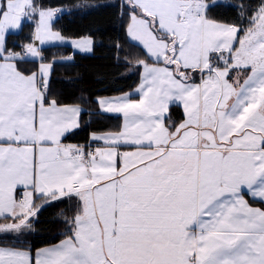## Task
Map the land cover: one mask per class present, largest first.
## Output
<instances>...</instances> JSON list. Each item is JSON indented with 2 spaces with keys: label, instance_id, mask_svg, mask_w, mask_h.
I'll list each match as a JSON object with an SVG mask.
<instances>
[{
  "label": "snow or ice",
  "instance_id": "obj_1",
  "mask_svg": "<svg viewBox=\"0 0 264 264\" xmlns=\"http://www.w3.org/2000/svg\"><path fill=\"white\" fill-rule=\"evenodd\" d=\"M221 6L237 7L124 0L126 34L153 62H137L138 98L95 101L122 123L93 133V149L62 142L82 109L49 98L54 61L34 43L64 42L59 9L0 0V264H264V0L251 15L239 6V23L209 16ZM37 16L29 41L8 47ZM28 58L41 62L25 73ZM65 199L64 238L33 252L21 239L32 218Z\"/></svg>",
  "mask_w": 264,
  "mask_h": 264
},
{
  "label": "trees",
  "instance_id": "obj_2",
  "mask_svg": "<svg viewBox=\"0 0 264 264\" xmlns=\"http://www.w3.org/2000/svg\"><path fill=\"white\" fill-rule=\"evenodd\" d=\"M96 4L86 5V2ZM40 6H66L54 19L55 28L69 37L91 36V52L74 51L69 45H51L42 48L43 60L53 63L50 71L49 98L60 104H79L82 112L79 127L66 134L63 141L85 143L94 131H116L121 125L118 114L102 113L95 103L97 96L117 94L131 89L138 81L139 60H147L145 50L130 40L126 34L129 22L128 7H121L124 0H34ZM233 7H214L209 16L225 23H239V6L247 15L258 7L261 0H221ZM250 6V7H249ZM245 20V24H246ZM32 25L25 22L22 30L10 33L8 47L20 45L30 39ZM71 59H68V58ZM25 73L35 71L37 60L28 58L19 63ZM168 119L179 123L183 119L180 106L173 105L166 114ZM167 123V120H166ZM251 203L255 204L250 200ZM259 205V204H257ZM75 212L74 200H63L45 206L32 218V231L21 237L32 250L54 243L64 237L67 230L65 218ZM0 222H7L0 219ZM10 239L11 237H4ZM27 246V245H25Z\"/></svg>",
  "mask_w": 264,
  "mask_h": 264
},
{
  "label": "rangeland",
  "instance_id": "obj_3",
  "mask_svg": "<svg viewBox=\"0 0 264 264\" xmlns=\"http://www.w3.org/2000/svg\"><path fill=\"white\" fill-rule=\"evenodd\" d=\"M37 6H39L40 8H43V9H59V11H57L56 12V15H55V17L60 13V12H62V11H66V10H68V8L66 7V6H63V5H61V6H54V7H51V6H40L39 4H37V3H35ZM91 4H96L95 2H86V5L87 6H89V5H91ZM55 17H54V19H55ZM54 19L51 21V27H52V30L53 31H55V32H59L56 28H55V26H54ZM25 22H28V21H25ZM36 22H38V16L35 18V20H33L32 22H29V23H31V25H32V30H31V32L33 31V29H34V27H35V23ZM129 23V22H128ZM127 27V26H126ZM60 33V32H59ZM61 34V33H60ZM61 36L62 37H64V42H59V41H57V42H55V43H48V44H45V45H39V42L37 41V42H34L38 47H40L41 48V55H42V57H43V53H42V48L43 47H45V46H51V45H69L71 48H72V50H74V51H80V52H91L92 51V47H93V40H92V37L91 36H88V35H86V36H82V37H69V36H66V35H63V34H61ZM86 40H91L92 41V43H91V45H85V48L86 49H90V50H81L80 48H78V47H75V46H73V44H72V41H77V42H82V41H86ZM32 59V58H31ZM42 60H43V58H42ZM41 61L40 60H37V67H38V64L40 63ZM43 62L44 63H51V61H45V60H43ZM37 69V68H36ZM73 104H75V105H77V106H80L81 107V105H79V104H76V103H73ZM73 104H69V105H73ZM40 204L41 203V201L40 200H36V204Z\"/></svg>",
  "mask_w": 264,
  "mask_h": 264
},
{
  "label": "crops",
  "instance_id": "obj_4",
  "mask_svg": "<svg viewBox=\"0 0 264 264\" xmlns=\"http://www.w3.org/2000/svg\"><path fill=\"white\" fill-rule=\"evenodd\" d=\"M129 38V37H128ZM130 39V38H129ZM131 40V39H130ZM133 42H135V43H137V44H139L138 42H136V41H133ZM140 45V44H139ZM141 47H142V45H140ZM143 48V47H142ZM144 49V48H143ZM145 50V49H144ZM145 52H146V50H145ZM147 54V53H146ZM147 62H149V63H152L153 61H147ZM142 66H140V71H139V78H138V81H137V83L131 88V89H128V90H126V91H123V92H120V93H117V94H110V95H103V96H97L96 97V100L97 99H99V98H109V97H116V96H120V95H122V94H124V93H132L133 94V97L134 98H138L137 96H136V94H135V89L138 87V85H139V83H140V75H141V72H142ZM233 75H235V73H233ZM195 80H196V82L198 83L199 82V75L198 74H196V76H195ZM73 105H75V104H73ZM80 107V106H79ZM81 109H82V107H80ZM180 108H181V110H182V107L180 106ZM182 113H183V111H182ZM121 123H122V119H121ZM176 124H178V123H176ZM106 132H108V131H94V132H91L90 133V136L93 134V133H96V134H103V133H106ZM63 143H65V144H74V145H83V146H89V145H91V147L94 149L96 146H98V145H100V144H102L103 142L102 141H98V142H96V141H91L90 140V138H89V141L88 142H85V143H78V142H67V141H62ZM245 199H249L247 196L245 197ZM249 202H250V200H249ZM251 203V202H250ZM39 204V203H38ZM253 206H260V205H257V204H253ZM0 223H6V222H0ZM64 238V237H63ZM63 238H61V239H63ZM60 240V239H59ZM59 240L58 241H56V242H54V243H51V244H55V243H58L59 242ZM51 244H47V245H43V246H40V247H37V248H35V249H33L32 251L33 252H35V250L36 249H38V248H42V247H46V246H48V245H51Z\"/></svg>",
  "mask_w": 264,
  "mask_h": 264
}]
</instances>
